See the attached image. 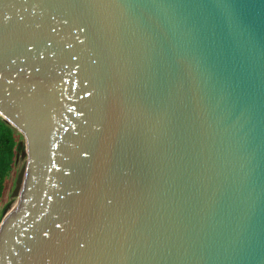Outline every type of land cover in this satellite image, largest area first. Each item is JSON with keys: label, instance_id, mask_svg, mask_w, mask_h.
I'll use <instances>...</instances> for the list:
<instances>
[{"label": "water", "instance_id": "obj_1", "mask_svg": "<svg viewBox=\"0 0 264 264\" xmlns=\"http://www.w3.org/2000/svg\"><path fill=\"white\" fill-rule=\"evenodd\" d=\"M0 117V264H264V0H0Z\"/></svg>", "mask_w": 264, "mask_h": 264}, {"label": "trees", "instance_id": "obj_2", "mask_svg": "<svg viewBox=\"0 0 264 264\" xmlns=\"http://www.w3.org/2000/svg\"><path fill=\"white\" fill-rule=\"evenodd\" d=\"M22 138L0 117V223L8 206L1 207L7 177L13 171L17 156L24 150Z\"/></svg>", "mask_w": 264, "mask_h": 264}, {"label": "rangeland", "instance_id": "obj_3", "mask_svg": "<svg viewBox=\"0 0 264 264\" xmlns=\"http://www.w3.org/2000/svg\"><path fill=\"white\" fill-rule=\"evenodd\" d=\"M16 166H17V163H16L13 171L10 173V175L6 179V183H5L6 188H5V191H4V195H3L4 197L2 199L1 207L7 206L9 193H10V188H11V184H12V179H13V176H14V173H15V170H16Z\"/></svg>", "mask_w": 264, "mask_h": 264}]
</instances>
